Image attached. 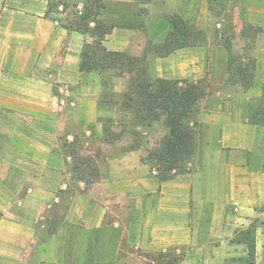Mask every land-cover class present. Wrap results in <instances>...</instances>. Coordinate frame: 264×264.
Masks as SVG:
<instances>
[{"label": "crops", "instance_id": "obj_1", "mask_svg": "<svg viewBox=\"0 0 264 264\" xmlns=\"http://www.w3.org/2000/svg\"><path fill=\"white\" fill-rule=\"evenodd\" d=\"M101 1L104 4L102 18L110 21H138L137 12L143 7L138 0ZM176 2L181 3V0ZM48 4L49 0H0V111L8 110L39 120L61 122V119L74 117L93 123L97 116L94 98L86 95L83 99H71L69 104L74 106V115L67 116L62 111L64 100L57 97L58 90L74 97L72 88L81 89L82 84L86 87L92 79L93 72H80L79 64L82 48L89 43L88 37L93 39V36L59 25L49 17ZM246 8L244 21L264 23V0H255ZM138 30L114 28L105 36L103 46L108 51L127 52L129 36ZM249 53L256 66L246 92L230 95L226 101H220L214 108L202 109L198 115L199 139L192 158L195 170L161 183L145 172L136 177L129 172L144 167L140 163V149L107 157L106 167L100 168L96 185L109 188V195L102 194L107 200L105 203H109L108 198L119 199L117 194L124 191L132 195L156 193L160 200L166 198L165 203L150 208L147 228L152 241L172 243L182 239L192 246L203 247L214 240L220 248L241 253L245 245L235 236L252 230L253 262L264 264V125L250 123L254 114L248 109V104L262 95L264 29L255 36ZM193 65L199 68L200 61L196 60ZM37 144L38 149L46 150L45 143ZM115 170L120 172L115 174ZM118 174L125 187L122 191L116 187L120 183L115 178ZM74 204L54 233L40 242L34 261L23 260L22 249L17 256L14 252L2 256L0 261L3 258L6 264H109L116 261L126 229L118 221L106 222L107 207L95 203L92 212L85 216ZM162 215H166V219L162 220ZM79 216H85L83 221Z\"/></svg>", "mask_w": 264, "mask_h": 264}, {"label": "rangeland", "instance_id": "obj_2", "mask_svg": "<svg viewBox=\"0 0 264 264\" xmlns=\"http://www.w3.org/2000/svg\"><path fill=\"white\" fill-rule=\"evenodd\" d=\"M175 1L146 0L137 12L142 29L129 36L130 44L125 51L139 56L148 41L163 42L170 30L164 16L176 14L191 28L203 31L205 41H195L189 47L178 49L166 57L149 53L147 68L151 79L178 81L180 86L183 81L205 79L207 95L199 104L200 111L214 108L230 95L244 94L248 87L241 85L233 69L226 71V53L221 44L230 42L232 56L236 59L233 66L245 64L243 58L246 53L250 55V39L255 33L248 26L260 31L264 29V23L246 22L243 18L246 7L255 0ZM49 5V17L59 25L67 26L78 21L84 12L85 0H53ZM122 35L126 36V33ZM88 40L91 42L93 39L89 36ZM196 60L200 61L199 68L193 65ZM91 75L92 79L86 87L82 84L81 89L72 88L74 97L60 90L57 97L64 100L62 111L67 116L70 113L74 115V106L69 104L71 99H83L86 95L94 98L97 116L93 123H85L74 117L61 119V122L54 119L39 120L18 116L8 110L0 111V258L14 252L17 256L19 249H22L23 260L34 261L40 242L50 235V230L62 221L68 208L75 202L74 205L86 213L85 216L92 212L95 203L107 207L106 222L118 221L126 229L120 256L109 264H144L148 255L161 251L177 255L178 264H255V248L250 252L245 243L243 252L235 250L231 253L228 248H220L214 240L208 241V245L203 247L192 246L182 239L172 243L152 241L150 229L147 228L150 208L167 201L166 198L160 200L156 193L132 195L124 191L117 194L119 199L108 198L109 203H105L107 200L103 195L110 194L108 187L100 188L95 183L87 188L76 182L70 172L71 160L67 151L69 142L74 138L77 149L82 154L95 155L99 168L104 169L107 157L122 153L131 144L137 145L141 157L145 156L166 133L164 119L159 114H150L148 118L140 120L121 108L127 74L101 70ZM261 94L256 101L253 99L248 104L253 114L263 106L264 85ZM256 119H261L260 114ZM60 129L62 133L56 134ZM105 129L114 135L109 136ZM104 139L107 141L104 142ZM38 142L45 143L46 150L38 149ZM185 168L187 171L184 174L195 170L193 159ZM133 171L129 173L137 177L145 172V175L161 183L155 178L150 166L144 165L140 171ZM117 172L120 171L115 170V174ZM121 177L119 174L115 176L120 182L116 184L120 191L125 188ZM85 216H79L80 221ZM160 218L164 220L166 215ZM248 231L252 233V230L241 231L235 238L241 239V234ZM6 262V258L0 261L3 264Z\"/></svg>", "mask_w": 264, "mask_h": 264}, {"label": "trees", "instance_id": "obj_3", "mask_svg": "<svg viewBox=\"0 0 264 264\" xmlns=\"http://www.w3.org/2000/svg\"><path fill=\"white\" fill-rule=\"evenodd\" d=\"M53 0H49L52 2ZM146 0H138L144 3ZM48 4V5H49ZM50 8V5H49ZM78 21L72 22L64 28L79 33L89 32L93 40L85 43L81 55L79 71L83 73L98 72L101 70H115L128 75L127 84L121 102V108L133 113L136 119L148 118L150 114L157 113L164 119L166 133L155 146L147 151L140 162L150 166L155 172L159 182H166L176 176L184 174L186 164L194 157L197 149V135L200 128L197 120L200 113L199 104L206 97L208 87L205 79L196 81H178L156 78L151 79L148 73V54L166 57L172 52L189 47L193 42L205 41L203 31L191 28L176 14L164 16L169 23L170 30L161 43L148 41L146 48L139 56L127 52L108 51L103 46V40L114 28L141 29L140 21H110L102 18L104 4L101 0H85V7ZM92 25V26H90ZM255 33L250 40L253 41L261 31L248 26ZM226 53V71L233 69L234 76L239 78L243 87H250L254 78L255 59L249 54L242 66H233L236 59L231 52V44L224 41L222 44ZM262 107L256 109L257 113L250 118V123L264 125V100ZM260 114L261 119H256ZM109 136L114 135L110 130ZM107 139H104L106 142ZM134 143V142H133ZM138 149L131 144L124 151ZM67 151L70 157V172L76 182L84 184L87 188L100 179V168L97 157L82 154L76 147L75 138L69 142ZM60 223V222H59ZM56 227L50 230L54 233ZM242 243H245L250 252L253 251L254 238L251 232L241 234ZM179 257L170 252H157L146 257L144 264H178Z\"/></svg>", "mask_w": 264, "mask_h": 264}]
</instances>
